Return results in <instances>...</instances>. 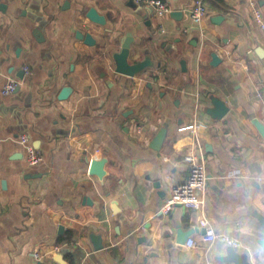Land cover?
<instances>
[{
  "label": "crops",
  "instance_id": "1",
  "mask_svg": "<svg viewBox=\"0 0 264 264\" xmlns=\"http://www.w3.org/2000/svg\"><path fill=\"white\" fill-rule=\"evenodd\" d=\"M195 1L165 0L171 11L159 15L137 0H0V264L229 263L233 247L202 241L200 211H162L190 176L185 154L200 147L209 178L195 195L211 227L264 264V137L255 124L264 125V0H203L199 22ZM92 7L105 24L89 18ZM129 33V61L152 62L134 76L116 72L113 57ZM9 80L19 89L4 95ZM64 86L73 91L61 100ZM213 97L229 107L223 118L207 111ZM22 135L41 152L38 165L28 164ZM93 159L103 176L90 173ZM180 230L196 246L179 243Z\"/></svg>",
  "mask_w": 264,
  "mask_h": 264
},
{
  "label": "built area",
  "instance_id": "2",
  "mask_svg": "<svg viewBox=\"0 0 264 264\" xmlns=\"http://www.w3.org/2000/svg\"><path fill=\"white\" fill-rule=\"evenodd\" d=\"M143 1L147 4L153 5L157 9V13L159 15L169 13L171 8L168 4L165 3V0H137ZM207 10L203 3V0H196L193 8L191 9V18L194 22H199L203 19L206 15ZM253 14L255 18L262 22V16L257 9L253 10ZM264 25V24H263ZM27 73L28 70H26ZM19 85V81L17 80H9L4 88L3 94L9 95L13 93L17 86ZM199 125L196 123L184 125L179 128L180 131H195ZM20 142L25 146L26 149V160L29 165H38L42 160L43 156L41 152L30 142V139L27 135H22L20 137ZM199 153H192L188 151L184 156V161L190 167V176L188 180L177 187L174 191L172 197L168 200V202L164 205L162 211L168 212L170 211L173 206L176 204H182L187 208L195 209L200 211L203 216L200 219V226L205 228V233L202 235V241L204 242H213L215 240H220L226 243L227 245L233 248H240L243 246V243L240 239L233 235L224 234V233H216L213 228L211 227L207 216L205 215V205L203 199H200L195 195L197 191H204L207 182H208V172L205 164V159L201 153V147L198 148ZM189 247H194L197 244L195 238H189L186 243ZM56 252H61L62 247L57 246L55 248ZM37 260H42V256L39 252H35L34 254ZM227 264H234V263H227Z\"/></svg>",
  "mask_w": 264,
  "mask_h": 264
},
{
  "label": "water",
  "instance_id": "3",
  "mask_svg": "<svg viewBox=\"0 0 264 264\" xmlns=\"http://www.w3.org/2000/svg\"><path fill=\"white\" fill-rule=\"evenodd\" d=\"M87 14L91 20H93L97 23H100V24L106 23L105 16L101 15L97 11V9L94 7L90 8L89 11L87 12ZM171 14L173 16L179 18V17H181L182 12L181 11H173ZM33 35L37 39H40L42 37L41 29L35 28L33 30ZM78 35H79V33H78ZM79 37L80 38L84 37V40L89 44L95 43V39L89 33H87L85 36L80 34ZM132 42H133V36L131 33H129L122 42V48H121L120 52L115 53L113 55L115 62H116L115 71L120 73V74H124V75H128V76H134L137 73L144 70L146 67L152 65L151 58L149 55L142 61H138L135 63H131L129 61ZM181 64L185 68L186 61L182 60ZM18 75H19V77L23 78L25 75V71L24 70L19 71ZM18 89H19V87H18ZM72 91H73V88L71 86H64L61 89V91L59 92L58 98L61 100L68 99L70 97ZM212 102H213V107H211L207 110L208 113L213 118H223L226 115V113L229 111V107L226 105V103L223 100H221L218 97H213ZM0 104H1V99H0ZM255 124H256L259 132L261 133V135L264 137V125L259 121H256ZM167 127H168V124H165L160 128V130L158 131V133L156 134V136L153 138V140L150 143L151 148H153L155 150H160L162 148V145L164 143V140H165V137L167 134ZM103 163L104 162L102 160L93 159L91 161V165H90V173L103 176L105 173L104 168H103ZM259 219L264 223V216H262V215L259 216ZM205 231L206 230H204V233H205ZM191 233H192L191 231L183 233L180 230L177 241L179 243L186 242ZM92 238H93V242L95 244V248L97 250L101 249L103 247L101 236L93 235ZM260 243L264 246V240H260ZM55 259L58 261H61L62 255L59 254ZM224 259L227 262L234 263V264H252L251 261L249 260V256L247 254L239 253L233 248L229 250L227 256L224 257Z\"/></svg>",
  "mask_w": 264,
  "mask_h": 264
},
{
  "label": "trees",
  "instance_id": "4",
  "mask_svg": "<svg viewBox=\"0 0 264 264\" xmlns=\"http://www.w3.org/2000/svg\"><path fill=\"white\" fill-rule=\"evenodd\" d=\"M64 240H67V241L70 240V236H67V239H64Z\"/></svg>",
  "mask_w": 264,
  "mask_h": 264
}]
</instances>
